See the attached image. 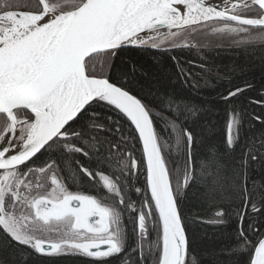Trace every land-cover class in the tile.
<instances>
[{"label": "snow or ice", "instance_id": "snow-or-ice-1", "mask_svg": "<svg viewBox=\"0 0 264 264\" xmlns=\"http://www.w3.org/2000/svg\"><path fill=\"white\" fill-rule=\"evenodd\" d=\"M217 42L264 48V0H0V264H15L7 249L21 259L203 264L182 214L190 191L214 205L241 201L232 252L264 264V236L247 211L264 216V118L235 99L251 85L222 97L231 103L222 147L201 151L205 109L153 80L144 63ZM169 58L167 79L187 85L191 66ZM252 119L261 130L250 136ZM79 177L95 194L70 190ZM216 217L223 224L231 212Z\"/></svg>", "mask_w": 264, "mask_h": 264}, {"label": "trees", "instance_id": "trees-1", "mask_svg": "<svg viewBox=\"0 0 264 264\" xmlns=\"http://www.w3.org/2000/svg\"><path fill=\"white\" fill-rule=\"evenodd\" d=\"M175 55L187 70L191 66L194 78L190 79L187 85H182L178 80L169 81L167 76L174 72L173 62L169 58ZM162 62L158 67H153V57L145 56L144 63L151 72L152 79H159L161 84L169 91H175L181 95L189 96L196 103L203 106L205 112L199 122L196 131L201 133L204 146L201 151L207 150L211 146L222 147V142L226 134V121L231 103L222 99L229 90L237 86L244 87L247 83L251 87L241 96L235 98L238 105L243 107L248 117L261 116L264 118V107L259 104L250 103L252 100H264V48L259 44L248 46H237L231 42H217L212 47L183 50L169 53L167 56L158 57ZM165 65H167L165 67ZM194 85V87H193ZM123 123V121H122ZM163 123V122H161ZM261 125L255 119L251 123L244 124V132L248 135L258 134ZM115 139V137H112ZM129 150L135 159L139 160L142 156L139 144L129 145ZM169 156L176 163H181L183 153L178 152L175 139L172 138L169 148ZM52 157L66 169V173L74 172L72 166L67 162L61 161L58 152L53 151ZM76 159H80L79 156ZM83 162V161H81ZM40 161H37L39 164ZM144 175L139 174V182L133 179L136 187H142ZM253 179L260 181L258 174H253ZM68 186L72 191L90 190L87 177H79L76 184L69 182ZM136 198L135 196L133 197ZM230 211L231 218L225 217V223L214 224L212 221L217 219L218 211ZM243 210L241 201H236L230 207L225 203L212 204L200 198L193 192H189L188 197L182 205V214L190 224V237L194 240L197 251L201 253L203 264H244L246 257L233 254V242L235 237L236 212ZM249 216L255 215V231L264 235V216L252 214L250 207L247 209ZM128 215L125 214V221ZM248 218L245 219L247 227ZM126 228L131 232V224L126 223ZM259 237L253 236L255 241ZM26 253L30 250L25 249ZM13 250L7 249L4 253L6 258L14 259L15 264H93L92 258L62 255L58 257H41L32 254L21 259L18 255H12ZM116 257L108 258L107 264H117Z\"/></svg>", "mask_w": 264, "mask_h": 264}, {"label": "bare ground", "instance_id": "bare-ground-1", "mask_svg": "<svg viewBox=\"0 0 264 264\" xmlns=\"http://www.w3.org/2000/svg\"><path fill=\"white\" fill-rule=\"evenodd\" d=\"M211 2H217V0H211Z\"/></svg>", "mask_w": 264, "mask_h": 264}, {"label": "flooded vegetation", "instance_id": "flooded-vegetation-1", "mask_svg": "<svg viewBox=\"0 0 264 264\" xmlns=\"http://www.w3.org/2000/svg\"><path fill=\"white\" fill-rule=\"evenodd\" d=\"M80 191H85V192H88L87 190H80ZM91 194V193H90Z\"/></svg>", "mask_w": 264, "mask_h": 264}, {"label": "water", "instance_id": "water-1", "mask_svg": "<svg viewBox=\"0 0 264 264\" xmlns=\"http://www.w3.org/2000/svg\"><path fill=\"white\" fill-rule=\"evenodd\" d=\"M264 236V235H263Z\"/></svg>", "mask_w": 264, "mask_h": 264}]
</instances>
